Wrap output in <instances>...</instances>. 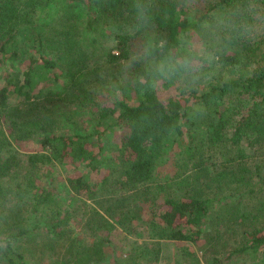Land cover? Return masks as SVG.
<instances>
[{
	"label": "trees",
	"instance_id": "16d2710c",
	"mask_svg": "<svg viewBox=\"0 0 264 264\" xmlns=\"http://www.w3.org/2000/svg\"><path fill=\"white\" fill-rule=\"evenodd\" d=\"M51 1L0 0V69L7 75V84L0 86V111L7 108L12 95L28 105L35 103L30 98L32 87L57 82V63L63 56L78 52L84 58L90 50V57L80 61L96 62L99 52L100 59L118 68L110 72L112 80L93 100L96 122L91 130L56 133L49 129L37 140L42 152L32 154L30 160L71 168L65 181L76 195H94L108 184L109 191L118 186L128 190L125 197L137 199L136 207L146 204L149 209L146 225L155 238L197 242L214 210L216 225L224 227L215 235L217 241L238 228L242 234L234 240L238 245L216 262L242 259V264H264V33L233 38L236 34L228 27L237 14L264 9V0H65L79 4L87 14L86 31L91 34L81 43L78 33L48 34L39 24L37 12ZM135 3L146 9L148 19L136 14ZM138 24L141 29L133 31ZM214 33L228 37L230 43L220 49L217 73L210 81L202 80L187 90L168 83L152 86L141 79L144 64L135 54L146 37L173 42L196 34L210 42ZM21 38L36 45L40 55L25 59ZM106 42L112 48L104 53ZM12 61L22 62L16 73L6 70ZM245 68L247 75L242 72ZM78 84V80L73 83ZM168 87L174 88V94L162 98L161 90ZM53 93L46 87L48 105L55 101ZM200 104L213 107L203 116L210 130L205 138L199 135L197 116L193 123L189 118ZM6 141L3 135L0 180L9 175ZM249 148H255V154H249ZM106 152L113 153V160ZM110 161L120 167L116 176ZM190 161L195 168L213 165V177L178 170V164ZM27 184L33 187L30 211L46 209L53 200L51 186ZM15 191L16 186L0 183V199ZM47 226L50 231L56 229L55 223ZM27 232H10L0 240V264H27L17 245Z\"/></svg>",
	"mask_w": 264,
	"mask_h": 264
},
{
	"label": "rangeland",
	"instance_id": "374dc122",
	"mask_svg": "<svg viewBox=\"0 0 264 264\" xmlns=\"http://www.w3.org/2000/svg\"><path fill=\"white\" fill-rule=\"evenodd\" d=\"M37 17L48 34L61 31L72 35L78 33L76 37L79 43L91 34L86 31L87 14L77 3L52 0L37 12ZM67 37L70 38L69 35ZM20 42L25 59L40 55L33 43H26L25 38H21ZM85 46L83 44L82 48L85 49ZM105 48L107 50L104 53L112 48V44L106 42ZM90 53V50H86L82 58V53L77 52L63 56V60L58 61V81L53 84L45 82V86L54 91L52 96L55 101L52 104L48 105L44 100L47 96L46 87L40 83L34 85L30 92V98L35 103L28 105L22 97L12 95L7 108L0 111V139L3 135L8 138V151L4 156L9 158V175L4 176L0 183L2 186H16L15 192L0 199V240L10 232L27 229L28 232L20 235L17 242L27 264H113L115 261L121 264H219L215 259L222 258L233 246H237L234 240L241 239L242 234L238 228L236 232H228L217 241L214 237L218 230L224 232V227L216 225L214 210L202 227L203 233L197 242L155 238L149 235L146 225L149 209L146 204L136 207V203H139L137 199L125 197L128 190H119L118 186L109 191L108 184L103 189L99 188L94 195H76L70 192L65 181L71 168L30 160L32 154L42 152L37 140L45 131L84 133L95 124L93 100L102 94L112 80L110 72L116 71L118 67H111L104 59H100L99 52L95 53L96 62L92 63L88 59L80 61ZM12 64L11 67L7 65V72L16 73L23 67L21 61H12ZM123 65L128 66V63ZM94 68L96 70L88 73V69ZM68 72L73 75H68ZM242 72L247 75V68ZM225 75L231 78L237 76ZM77 80L79 84L74 86ZM3 84H7V75L0 69V86ZM173 94V87L161 90L162 98ZM208 107L197 105L189 115L192 123L194 115L197 116L198 132L203 138L210 131L205 128L203 119L206 111L213 108ZM248 152L255 154V148H249ZM105 154L109 160H113L112 152ZM109 166L115 170L112 173L116 176L120 169L117 162L110 161ZM177 168L207 179L213 177L214 172L213 165L195 168L192 161L187 165L178 164ZM29 182L47 184L53 192V200L46 209L34 214L28 206L33 191V187L27 184ZM135 207L141 211H135ZM57 212L58 217H53ZM53 223L56 229L50 231L47 225ZM2 246L0 241V263L3 261ZM221 264H242V259Z\"/></svg>",
	"mask_w": 264,
	"mask_h": 264
},
{
	"label": "clouds",
	"instance_id": "9594fccd",
	"mask_svg": "<svg viewBox=\"0 0 264 264\" xmlns=\"http://www.w3.org/2000/svg\"><path fill=\"white\" fill-rule=\"evenodd\" d=\"M136 14L143 20L148 19L146 9L135 3ZM142 25H134L133 31H139ZM230 30L235 32V37L258 35L264 33V9H249L248 14L239 16L231 22ZM191 31V29L189 30ZM188 35V32L184 34ZM230 40L213 34L210 42L193 34L190 39H177L154 41L145 38L144 44L135 59L144 64L141 79L146 83L156 86L168 83L173 86H183L191 90L202 80H211L217 73V65L220 59V49L225 47Z\"/></svg>",
	"mask_w": 264,
	"mask_h": 264
}]
</instances>
